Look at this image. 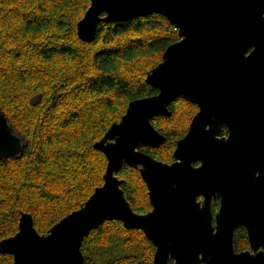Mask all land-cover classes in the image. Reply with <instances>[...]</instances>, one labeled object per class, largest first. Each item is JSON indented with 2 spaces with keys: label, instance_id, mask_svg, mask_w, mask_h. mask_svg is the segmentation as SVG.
<instances>
[{
  "label": "water",
  "instance_id": "95a60500",
  "mask_svg": "<svg viewBox=\"0 0 264 264\" xmlns=\"http://www.w3.org/2000/svg\"><path fill=\"white\" fill-rule=\"evenodd\" d=\"M152 13L166 16L180 35L147 74L159 92L132 100L94 144L108 159L104 183L80 208L42 234L32 213L21 214L18 231L5 238L15 242L0 240V253L13 255V264H84L85 238L107 220L143 230L156 246L155 264H264V254L252 247L264 239V0H91L78 36L90 42L103 21ZM179 97L199 110L174 160L165 162L140 148L165 143L153 118L171 115ZM22 152V139L0 110V161ZM124 164L143 176L150 211H135L126 197L119 177ZM215 196L221 202L216 222ZM240 226L250 248L238 252Z\"/></svg>",
  "mask_w": 264,
  "mask_h": 264
},
{
  "label": "trees",
  "instance_id": "16d2710c",
  "mask_svg": "<svg viewBox=\"0 0 264 264\" xmlns=\"http://www.w3.org/2000/svg\"><path fill=\"white\" fill-rule=\"evenodd\" d=\"M91 0H0V110L22 139L23 152L0 161V237L13 236L22 212L39 233L78 209L104 183L108 159L95 148L132 100L157 94L146 81L179 29L163 14L103 21L96 37L78 36V22ZM171 115L154 126L167 139L140 149L172 162L188 132L197 104L179 97ZM225 126L222 134H228ZM122 188L135 211L152 209L139 169L124 164ZM220 200L213 202L218 208ZM234 247L250 248L240 226ZM84 264H155L156 246L141 229L107 220L82 245ZM170 264H174L172 259ZM0 253V264H13Z\"/></svg>",
  "mask_w": 264,
  "mask_h": 264
},
{
  "label": "snow or ice",
  "instance_id": "6c2138e0",
  "mask_svg": "<svg viewBox=\"0 0 264 264\" xmlns=\"http://www.w3.org/2000/svg\"><path fill=\"white\" fill-rule=\"evenodd\" d=\"M244 50L246 49H242L241 52H243ZM251 58V57H249ZM121 127H123V125H121ZM116 131H119V130H116ZM116 141H113V144H115ZM102 187V186H100ZM101 193H97L96 195H100ZM23 236V233H21L20 235H18L15 239L16 240H20ZM35 239H38V237H34ZM0 240H5L4 237H0ZM5 242H8V243H14L15 241L14 240H5ZM260 244H264V239H259L257 238L255 244L252 245V247L256 248L257 249V254H264V249H261L259 247ZM257 254H254L253 257L257 256ZM205 259H207V255H205L204 257ZM209 264H211V261H209Z\"/></svg>",
  "mask_w": 264,
  "mask_h": 264
},
{
  "label": "flooded vegetation",
  "instance_id": "af4514ba",
  "mask_svg": "<svg viewBox=\"0 0 264 264\" xmlns=\"http://www.w3.org/2000/svg\"><path fill=\"white\" fill-rule=\"evenodd\" d=\"M224 127H225V126H224ZM224 127H223V128H224ZM222 135H227V134H222ZM195 165H198V163L195 164ZM216 200H220V198H219L218 196L213 197V198H212V204H211V209H212L213 214H214V222H216V213H217V211L219 210V208H220V204H221V202H220L218 208H216L215 210H213L212 205H213V202L216 201ZM152 208H153V207H152Z\"/></svg>",
  "mask_w": 264,
  "mask_h": 264
},
{
  "label": "rangeland",
  "instance_id": "374dc122",
  "mask_svg": "<svg viewBox=\"0 0 264 264\" xmlns=\"http://www.w3.org/2000/svg\"><path fill=\"white\" fill-rule=\"evenodd\" d=\"M22 213H23V212H22ZM22 213H21V214H22ZM28 213H30V212H28ZM20 217H21V216H20Z\"/></svg>",
  "mask_w": 264,
  "mask_h": 264
}]
</instances>
